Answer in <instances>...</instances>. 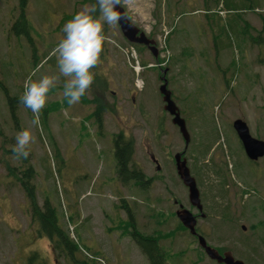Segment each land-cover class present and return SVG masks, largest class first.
Here are the masks:
<instances>
[{"label":"rangeland","instance_id":"obj_1","mask_svg":"<svg viewBox=\"0 0 264 264\" xmlns=\"http://www.w3.org/2000/svg\"><path fill=\"white\" fill-rule=\"evenodd\" d=\"M93 2L28 0L25 12L30 44L23 34L11 30L19 14L18 0H0V85L11 96H19L29 77L57 73L53 49L63 36L64 23ZM214 2L207 0L208 9L204 8L205 0H123L121 6L131 23L156 42L160 61L157 63L145 48L140 54L134 48L144 68L139 75L142 84L136 88L137 77L118 49H126L128 44L116 24L106 26L107 42L92 71L106 79L108 88L101 91L93 83L85 95L88 101L102 97L104 105L112 109L104 113L101 131L90 116L95 105L81 100L69 106L60 100L63 79L50 92L46 106L53 108L45 121L40 115L39 127L32 124L23 107L16 111L18 124L14 125L0 86V131L6 137L3 144L0 136V264H26L31 253H37L45 264H56L48 241L38 238L29 227L31 211L19 181L7 178L5 170L7 160L15 169L23 167L16 156H6L3 149L11 150L17 132L24 129L31 130L34 137L29 145L30 163L39 205L45 199L63 213L69 233L73 229L76 239L100 255L105 264H149L129 237L128 210L140 234L158 237L165 264H217L179 228L175 217L179 205L191 213L194 210L175 172L173 156L184 150V142L163 111L158 89L164 71L172 100L181 117L188 118L190 143L183 157L191 171L201 174L202 185L197 184L201 202L202 198L210 199V190L220 185L226 190V199L219 200L218 205L211 200L208 217L198 221L197 232L221 254L230 251L247 264H264V245L258 237L261 233L253 230L264 218L259 202H264V157L249 163L231 126L241 119L253 138L264 141V44L249 39L260 35L264 40L257 16L264 12V0H258L255 12L243 13L250 27L248 35H242L238 22L240 40L237 31H229L231 24L226 23L227 19L233 21L230 15L234 14L223 11L220 4L214 6ZM209 14L210 18L217 14L226 23L228 36H223L227 39L220 40L231 47L219 53L216 48L221 47L213 44L216 37L207 20ZM120 132L133 139L129 168H135L144 180H151L146 189L117 178L111 148ZM201 141L218 142L205 160L207 166L202 167L201 161H194L195 147L199 148ZM150 156L158 162L159 171ZM209 159L217 166L224 162L220 170L226 169V175L212 171ZM197 167H201L199 172ZM244 167L242 173L237 171ZM222 211H226L223 216ZM68 217L75 218V226ZM38 262L39 258L34 264Z\"/></svg>","mask_w":264,"mask_h":264},{"label":"trees","instance_id":"obj_2","mask_svg":"<svg viewBox=\"0 0 264 264\" xmlns=\"http://www.w3.org/2000/svg\"><path fill=\"white\" fill-rule=\"evenodd\" d=\"M214 1H215L213 4L214 6H218L217 4H220V6H221L220 8L223 11H225L228 14H231V13L234 14V15H230L231 19L233 21H229V19L226 20V23L229 22L231 24L230 25L231 29H229V31L234 32L233 30H236L237 34L239 36V40H240V33L238 30L239 29L238 28V22H239L241 24V26H240L241 34L242 35L243 34L248 35V30H249L250 26L246 21H244L243 13L245 11L246 12H250V11L255 12L254 10L259 6L258 0H220V1L214 0ZM122 2H123V0H122ZM27 3H28V0H18L19 14L14 19V21L12 23L11 30L16 35L23 34L28 39L29 43L31 44L32 40L29 37V25H28V21H27V17H26V12H25V9L27 7ZM93 3H95V2H93ZM204 4H205L204 8H208L207 0H205ZM208 9H210V8H208ZM206 16L208 18L207 19L208 23H210L212 26L211 29L214 30L213 37H216L213 39V44L216 45L217 47H221V48H216V51L219 53L220 49L231 47L230 43L226 42V44H224L220 40L221 37H225V36H223V33L226 34V36H228V34H227L228 31L225 30V24L226 23L222 22L224 20H221V18L217 14H212L211 18H210V14L206 15ZM257 16L259 17V20L261 23L260 33H264V12L257 13ZM149 38H151V37L149 36ZM249 39L252 42L256 43L257 45L261 46L262 44H264V40L262 39V37L260 35H258L257 37L250 36ZM166 41H167V46H169V48H170V45H169L170 36L166 37ZM132 46L136 49V51L139 54L142 52V49H144V47H142V46H138V45H132ZM215 55H217V54H215ZM159 61L160 60L158 57L156 62L158 63ZM170 61H172V59H170L169 62ZM141 64L144 66L145 62H142ZM34 65L37 66V64H34ZM93 72L95 74V79H94L93 83L96 84L100 88L101 91L106 90V88H108V86H107L108 83H107L106 79L104 77H99V75L96 73V71H93ZM165 79L167 81L169 80L166 75H165ZM0 86H1L2 90L4 91L5 97L7 99L10 114H11L12 120L14 122V125L17 126L18 118H17V112L16 111L19 109V107L25 108L23 106V104H21L19 102L20 97L23 94V90L20 89L19 96L18 95L11 96L9 94L8 90L3 85H0ZM103 94L104 93H102V96H103ZM171 96L173 98L172 93H171ZM60 100H63V98ZM81 100L83 103H90L91 105H95L94 112L90 116L94 119V123L98 126V129L101 131L103 128V118L102 117H103L104 113H106L107 111H110L112 109L108 108L104 105V103L102 101L103 100L102 97L99 99L97 96H95V97H93L92 100L88 101V99L85 98V96H84L81 98ZM51 107L52 106L47 105L42 110L41 116L44 117V121L46 120L45 116L47 117V114H49ZM25 109L27 111V114L30 116V118L33 119L31 111L28 110L27 108H25ZM184 114H186V112L182 111V115H184ZM183 118H186L188 120V118L185 116ZM186 119H185V121H186ZM0 136H2L1 139H2L3 144H4V142L6 141L5 140L6 137L4 134H2L1 131H0ZM216 139H218V138H216ZM112 142H113L112 143L113 145H112L111 149L113 151L112 156H113V159L115 162V172L118 175L117 178H120V180L124 184H127L130 181V182H134L135 186H137L141 189L142 188L146 189V187L148 186L150 181L144 180L145 177L140 172L136 171L135 168H129V164L131 162V157L133 154V145H134L133 139L129 136L124 135V133L120 132L118 135H116L113 138ZM200 143L199 144L201 146L199 145V148L195 147L197 152H196V156L194 158V161L196 164H198L199 161H201V167H202V166H207V165H204L206 163L205 160L207 157H209V153H210L212 147L214 145H216L218 142H216V143H212V142L205 143L204 141H201ZM221 146H222V144H221ZM3 151L6 154V156L10 155L11 158L15 157V155L12 152V149L11 150L3 149ZM28 151H29L28 158H26V159L20 158L19 159V162L23 167L22 168L16 167V169L19 170L18 173H15L16 169L14 167L10 166L11 164L9 163L8 160H7V162H5L4 165H5V170L7 172V178L11 179L12 181H19L21 188L24 191L25 198L27 200V203H28L30 211H31L30 226H29L30 229L32 226V228L34 229V232L38 238L46 239L48 241L51 253L53 255V258H54L56 264H58L56 259H58L59 261L62 260L65 264H89V262L91 264H98L96 261L89 260L86 258L85 255H83V252H86L92 256H98V257L100 256V255H96L95 253H93V251H91L85 243L79 242L74 235H73L74 236L73 238L71 237L69 230L66 228L64 220H63L64 214L63 213L59 214V212L55 209L54 206H52L50 204V202L48 200L44 199L42 204L39 205L37 194H36L37 187L34 183L35 171H34L32 164L30 163L32 154H31V150L29 148H28ZM221 151L224 153L223 155L225 157L224 150L221 149ZM55 152L57 155H59V152L57 151V149L55 150ZM225 161L227 162L226 158H225ZM209 162L210 163L208 166H210V169L212 171H216L217 174L225 173L226 169L223 172H221V170H220L224 166V162H223V165H221V166L215 165L213 163V159H209ZM248 162L250 163L251 161L248 160ZM211 164L213 165V167L211 166ZM200 168H198L199 170L197 169L196 172H199ZM244 169H245V167L240 168L239 170L237 169V171H239V173H242L244 171ZM191 173H193L196 176V178L195 177L194 178H195L197 184L199 182V184L202 185L201 174H199V173L195 174L194 171H191ZM225 175H226V173H225ZM225 192H226V190H224V188H221V185H220V187L214 188V190H210V194H212V196L210 199L206 198V200L209 201L208 205L205 204L207 201L204 200V198H202L203 212L206 214V217H208V212L211 209V205H210L211 200L216 205H218L219 200H225L226 199L225 198L226 197ZM259 202H260V206H261L260 208H262L261 211L264 214V202L263 201H259ZM40 206H42V207H40ZM226 209H228V208H226ZM127 212H128L129 220L131 221L130 228L132 230L129 234V237L131 236L130 237L131 240L140 248L141 252L146 255L147 259L149 260V264H165L164 251L161 249V246L159 245L158 237L144 236V235L140 234V232H138V230H136V228L134 226V221L132 219L131 213L129 212V210ZM225 213H226V211H222L221 215L223 216ZM68 218H69L68 221L71 224H73V226H75V224H76L75 218H72V217H68ZM76 219H79L78 215H76ZM60 220L62 223L60 222ZM177 221L179 223V228L182 231L187 232V230L181 225L179 220H177ZM253 230L255 233H259V232L261 233V235H258V237L260 238L261 243L264 245V218H262V220H260L258 222V224L255 225ZM72 234H74V232H72ZM188 237L190 239L192 238L190 234H188ZM202 237H204V236H202ZM193 240H195V239H193ZM205 240H206V238H205ZM30 242H32V238L30 239ZM199 249L205 255L204 251L200 247H199ZM217 251L219 252L218 249H217ZM219 253H221V252H219ZM38 256L39 255L37 253L29 254L27 256V258L25 259V263L26 264H34V262H36V260L39 258L38 264H45L44 261ZM32 261H34V262L32 263Z\"/></svg>","mask_w":264,"mask_h":264},{"label":"clouds","instance_id":"obj_3","mask_svg":"<svg viewBox=\"0 0 264 264\" xmlns=\"http://www.w3.org/2000/svg\"><path fill=\"white\" fill-rule=\"evenodd\" d=\"M122 0H95L67 20L61 31L62 38L53 49L57 73L45 74L38 79L29 77L24 84L19 102L33 114L32 124L39 127L40 115L49 100L50 92L63 79L62 97L71 106L81 101L93 84L92 71L100 62L107 42L106 26L119 24L122 19ZM34 137L31 130L18 131L12 152L17 159L28 158L29 145Z\"/></svg>","mask_w":264,"mask_h":264},{"label":"water","instance_id":"obj_4","mask_svg":"<svg viewBox=\"0 0 264 264\" xmlns=\"http://www.w3.org/2000/svg\"><path fill=\"white\" fill-rule=\"evenodd\" d=\"M120 12L122 19L117 24L123 38L131 43L145 46L152 56L157 59L158 50L154 40L149 39L144 32H141L131 21L127 18L124 9L120 6ZM165 74V71L163 72ZM162 84L159 87V93L162 96V102L164 103L163 110L167 112L171 117V123L179 129V132L183 138L185 146L190 142V136L186 128V124L183 118L180 116L178 107L171 99V93L167 89V81L164 76L161 77ZM232 128L235 131L237 138L239 139L243 151L246 157L251 161H257L259 158L264 157V141L253 138L247 127V124L241 120L236 119L232 123ZM154 160V158L152 157ZM176 174L179 177L182 184L188 190V200L191 206L196 208L200 212V218H204L205 214L202 212V205L200 202V194L196 185L195 179L190 175L189 168L185 158L182 157V153H176L174 155ZM159 169V167H157ZM177 219L181 225L188 230L189 234H196V223L197 219L193 214L179 206V209L175 213ZM244 229V228H242ZM198 245L203 249L205 255L215 261L217 264H246L241 260L235 259L232 252L226 251L223 254H219L218 251L210 247L202 236H197Z\"/></svg>","mask_w":264,"mask_h":264},{"label":"flooded vegetation","instance_id":"obj_5","mask_svg":"<svg viewBox=\"0 0 264 264\" xmlns=\"http://www.w3.org/2000/svg\"><path fill=\"white\" fill-rule=\"evenodd\" d=\"M169 116V115H168ZM170 117V119H171V116H169ZM241 145V144H240ZM84 154H85V151H84ZM156 168H157V165H156ZM248 170V169H247ZM249 171V170H248ZM202 203V202H201ZM190 205V204H189ZM203 205V204H202ZM190 208L191 209H193L194 210V212H193V215L195 216V218L197 219V223H198V221H199V219H201V218H199V212H197L196 210H195V208H192L191 206H190ZM196 233H197V235H195V236H191L192 237V239H195L194 241H196L197 242V245H198V239H197V236L198 235H200L198 232H197V225H196ZM201 236V235H200ZM204 238V237H203ZM205 239V238H204ZM206 241V240H205ZM206 243H207V241H206ZM198 247H199V245H198ZM216 249V248H215ZM203 250V249H202ZM217 250V249H216ZM223 254V253H222Z\"/></svg>","mask_w":264,"mask_h":264},{"label":"built area","instance_id":"obj_6","mask_svg":"<svg viewBox=\"0 0 264 264\" xmlns=\"http://www.w3.org/2000/svg\"><path fill=\"white\" fill-rule=\"evenodd\" d=\"M132 68H133L134 72L136 73V75H138L139 71H140V67L138 66L137 62H135V64L132 65ZM136 84L137 85L140 84V81L138 79L136 80Z\"/></svg>","mask_w":264,"mask_h":264}]
</instances>
